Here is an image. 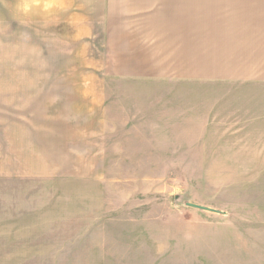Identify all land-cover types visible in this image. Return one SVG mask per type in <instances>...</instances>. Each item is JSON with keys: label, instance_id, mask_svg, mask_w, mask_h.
I'll return each instance as SVG.
<instances>
[{"label": "rangeland", "instance_id": "obj_1", "mask_svg": "<svg viewBox=\"0 0 264 264\" xmlns=\"http://www.w3.org/2000/svg\"><path fill=\"white\" fill-rule=\"evenodd\" d=\"M106 2L0 0V264H264V128L224 137L143 127L153 135L134 136L137 147L152 141L153 153L103 159L94 119L79 153H58L69 181L27 172L38 166L34 141L67 121L59 93L69 73L94 90L107 70ZM66 21L93 37L73 39L78 27ZM251 89L260 101L246 116L264 121V86Z\"/></svg>", "mask_w": 264, "mask_h": 264}, {"label": "crops", "instance_id": "obj_2", "mask_svg": "<svg viewBox=\"0 0 264 264\" xmlns=\"http://www.w3.org/2000/svg\"><path fill=\"white\" fill-rule=\"evenodd\" d=\"M106 1L107 70L96 73L94 90L81 87L79 72L66 78L73 82L60 85L59 94L69 97L63 103L67 121L48 130V142L34 141L39 158L34 159L36 168L27 169L31 177L69 181L70 165L63 168L58 153L70 158L79 153L77 146L88 138L94 119L103 159L114 158L107 155L113 152L153 153L152 141L145 142V150L137 147L142 143L134 136L153 135L143 133V127H193L197 134L203 129L201 136L259 134L228 129L264 128L256 111L253 118L246 116V107L260 101L251 86H264V0ZM219 15L225 20H218ZM67 23L78 27L73 39L93 37L81 32L91 30L90 25ZM187 80L192 89L187 90ZM94 94L97 101L91 99ZM155 96L163 98L155 103ZM136 128L141 130H131Z\"/></svg>", "mask_w": 264, "mask_h": 264}, {"label": "water", "instance_id": "obj_3", "mask_svg": "<svg viewBox=\"0 0 264 264\" xmlns=\"http://www.w3.org/2000/svg\"><path fill=\"white\" fill-rule=\"evenodd\" d=\"M187 207L193 208V209H197V210H201V211H205V212H210V213H220L214 209L208 208V207H204V206H200V205H196V204H191L188 203Z\"/></svg>", "mask_w": 264, "mask_h": 264}]
</instances>
